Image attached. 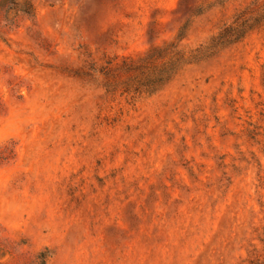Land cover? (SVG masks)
Instances as JSON below:
<instances>
[{
  "label": "rangeland",
  "instance_id": "1",
  "mask_svg": "<svg viewBox=\"0 0 264 264\" xmlns=\"http://www.w3.org/2000/svg\"><path fill=\"white\" fill-rule=\"evenodd\" d=\"M29 1L0 39V264H264V0Z\"/></svg>",
  "mask_w": 264,
  "mask_h": 264
},
{
  "label": "trees",
  "instance_id": "2",
  "mask_svg": "<svg viewBox=\"0 0 264 264\" xmlns=\"http://www.w3.org/2000/svg\"><path fill=\"white\" fill-rule=\"evenodd\" d=\"M14 11L28 18L35 16V7L29 0H24L22 5L18 0H0V39L6 40L5 27L11 22L8 13Z\"/></svg>",
  "mask_w": 264,
  "mask_h": 264
}]
</instances>
